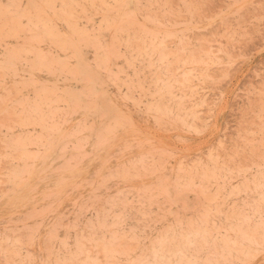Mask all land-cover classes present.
Segmentation results:
<instances>
[{"label":"rangeland","instance_id":"1","mask_svg":"<svg viewBox=\"0 0 264 264\" xmlns=\"http://www.w3.org/2000/svg\"><path fill=\"white\" fill-rule=\"evenodd\" d=\"M0 264H264V0H0Z\"/></svg>","mask_w":264,"mask_h":264}]
</instances>
